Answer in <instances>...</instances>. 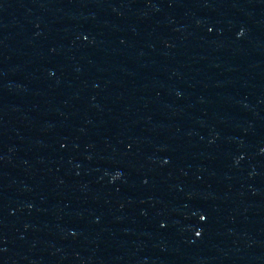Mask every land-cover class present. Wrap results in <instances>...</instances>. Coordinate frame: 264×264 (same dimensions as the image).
<instances>
[{"label": "water", "instance_id": "water-1", "mask_svg": "<svg viewBox=\"0 0 264 264\" xmlns=\"http://www.w3.org/2000/svg\"><path fill=\"white\" fill-rule=\"evenodd\" d=\"M0 264H264V0H0Z\"/></svg>", "mask_w": 264, "mask_h": 264}]
</instances>
